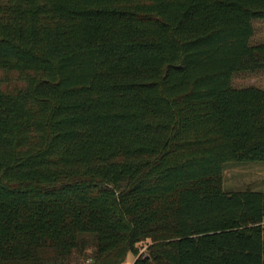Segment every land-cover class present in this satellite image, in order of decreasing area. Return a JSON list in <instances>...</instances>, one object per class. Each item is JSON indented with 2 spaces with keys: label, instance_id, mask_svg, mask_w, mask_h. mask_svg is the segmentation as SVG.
Returning <instances> with one entry per match:
<instances>
[{
  "label": "trees",
  "instance_id": "1",
  "mask_svg": "<svg viewBox=\"0 0 264 264\" xmlns=\"http://www.w3.org/2000/svg\"><path fill=\"white\" fill-rule=\"evenodd\" d=\"M258 18L264 0H0V264H264V192L222 188L264 161V88L232 84L264 71Z\"/></svg>",
  "mask_w": 264,
  "mask_h": 264
},
{
  "label": "rangeland",
  "instance_id": "2",
  "mask_svg": "<svg viewBox=\"0 0 264 264\" xmlns=\"http://www.w3.org/2000/svg\"><path fill=\"white\" fill-rule=\"evenodd\" d=\"M253 34L250 43L264 42V19L252 20ZM0 76H3L0 73ZM9 85L18 84L14 74H9ZM232 84L235 86L255 85L264 88V71L250 73L238 72L232 75ZM222 188L224 191H234L240 189H253L264 192V161L252 162H228L223 168ZM148 240L137 244L139 252H146ZM135 257L128 255L124 264H132Z\"/></svg>",
  "mask_w": 264,
  "mask_h": 264
},
{
  "label": "built area",
  "instance_id": "3",
  "mask_svg": "<svg viewBox=\"0 0 264 264\" xmlns=\"http://www.w3.org/2000/svg\"><path fill=\"white\" fill-rule=\"evenodd\" d=\"M142 253H144V252H142V251H141V252H138V255H140V254H142Z\"/></svg>",
  "mask_w": 264,
  "mask_h": 264
}]
</instances>
